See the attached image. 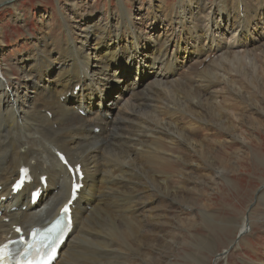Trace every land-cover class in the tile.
Masks as SVG:
<instances>
[{
  "label": "bare ground",
  "instance_id": "6f19581e",
  "mask_svg": "<svg viewBox=\"0 0 264 264\" xmlns=\"http://www.w3.org/2000/svg\"><path fill=\"white\" fill-rule=\"evenodd\" d=\"M188 1L189 5L180 0L171 8L162 5L165 13L148 16L145 23L158 25L162 31L149 40L142 37L143 23L132 17L126 0H119L118 16H106L105 23L101 21L104 22L105 16L98 19L91 13L86 15L84 8L78 11L82 0H71L68 10L70 15L79 17L78 32L72 20L69 21L70 17L62 14L68 33L64 41L57 44L50 34H45L39 40L41 46L26 54L27 57L18 58V79L12 77L11 71L0 69L3 77L0 80V244L9 233L16 236L13 226L30 229L52 221L68 200L72 178L56 153L48 156L54 144L71 164L81 163L84 174V187L72 212V233L54 264H125L129 254L126 248L135 249L143 258L142 264H176L175 260L161 261L160 257L175 256L177 247L170 246L167 255L165 251L153 249L159 238L164 242L169 239L167 233L174 232L163 230V212L155 213L154 204L164 206L170 198V211L177 202H185L192 208V200L188 196L189 202L185 196V192H190L185 181L193 178L194 187L199 183L200 187L204 185L207 170L202 160L206 162L208 158L211 163L215 160L213 152L205 147V139L195 138L201 132L196 131L199 127L196 121L209 123L203 118L208 108L212 114L220 112L219 82L232 85V89L238 91L237 97L244 91L241 86L234 85L235 75L232 76V68L227 65L243 68V74L238 70L242 77L246 75L258 81L256 76L260 75L255 74L253 58L243 53H249L248 48L253 50L264 38V0L253 7L244 0H217L215 15L220 21L217 15L206 13L207 7L200 0L193 4V0ZM202 13L205 15L201 16ZM241 13L245 14L244 19ZM173 25H179L180 34ZM220 35H227L231 41H217ZM244 59L248 61L247 68ZM129 76L131 81L118 91L120 94L130 91L137 102L120 105L113 92L116 85ZM149 78L150 89L139 97L136 82L141 84ZM77 86L80 87L78 93L74 92ZM177 87L181 91L172 96ZM226 89L223 90H229ZM83 112L87 116H83ZM129 113L134 116L133 120H128L132 123L129 134L136 138H131L128 146H122L126 136H120L123 143L117 146L105 145L102 138H109L112 131L121 127ZM221 117L219 124L215 123L229 130L226 119ZM174 149L181 152L176 153ZM192 152L199 154L201 161ZM171 160L188 163L182 171L189 168L190 172H184L183 178L173 179L165 172ZM23 165L30 167L34 182L13 195L11 184ZM212 166L215 168L212 173L218 171L216 174L221 176L222 170ZM45 174L48 187L39 202L31 206L30 191L39 187V176ZM24 205L26 209L23 210ZM14 207L16 210L12 211ZM122 207L130 215L116 213ZM208 209H200L201 216H214ZM250 223V216L236 222L232 228L237 239L251 229ZM200 238L194 236L195 241ZM151 250L158 254L151 256Z\"/></svg>",
  "mask_w": 264,
  "mask_h": 264
},
{
  "label": "rangeland",
  "instance_id": "374dc122",
  "mask_svg": "<svg viewBox=\"0 0 264 264\" xmlns=\"http://www.w3.org/2000/svg\"><path fill=\"white\" fill-rule=\"evenodd\" d=\"M13 1L14 2L7 3L6 0H0V69H7L11 71L13 74L12 77L14 79H18V76L20 75L18 58H21L22 56L27 57L26 54H31L35 51L37 46H41L42 43L39 42V40H41V38L44 37L45 34H50L51 38L54 39L57 44L64 41L65 36H67L68 33L65 31V28L63 26V15L70 17V19L68 18L69 21L72 20L71 22L78 32L77 26L79 24V17L74 14L70 15L69 13L68 4L71 2V0ZM179 1L180 0H126L128 4L127 8L130 9L132 17L134 19L139 18V20L142 21L141 24L143 23L141 29L142 37H148L147 39L149 40L157 37V35L162 31L160 29V26L158 25L154 27L149 23H145V19L148 16H153L155 13H158L157 16L165 13V8L162 7V5H164L166 8H171L173 5L178 4ZM194 1L195 0H193L192 4L194 3ZM200 1L206 5V13L208 14V12H210L211 16L216 17L217 14L215 15V11L217 7L215 4L217 0ZM244 1H246L250 6H257L260 3L259 0ZM188 3L189 1L185 0V4L189 5ZM207 4L209 6H207ZM119 7L121 8L119 0H82V3L78 5L77 10L80 11L82 8H84L86 9V15H89V13H91L98 19H100V17L102 18L103 16H109V18H111L112 16H118V13L120 11ZM210 7H212V9L208 10ZM262 8L264 9L263 5ZM260 9L261 8H259V10ZM89 10H91V12H89ZM204 15L205 13H202L201 16ZM241 15L242 19H244L245 14L241 13ZM72 16H74L76 22H73L74 19ZM107 17L105 18L104 22L103 20H101L102 23L106 22ZM217 19H219V21L221 20L218 15ZM172 28L177 30V34H180L179 25H173ZM217 35H219L218 32ZM217 39V41H231V38H228L227 35H220ZM262 39L263 40H260L256 43V45L254 46L256 48H254L253 50L248 48L247 50L248 52L250 51L249 53L254 56L249 55V53H243L247 54L250 59L253 58L251 63L253 62L252 64H254V67H256H253L254 71H257L255 72V74L260 75H255L257 77L256 79L259 78L258 81H253L251 77H247L246 75H243L242 77V74L244 73L243 68L240 67L238 69L235 67V69L232 66L226 64L228 68H232V76L238 75L236 78L234 76V85L236 84L238 86H241L245 92L242 91L241 93H239V97L241 98L240 99L239 97H237L238 91L232 89V85L219 82L221 85H219L217 88V91L219 90V94L220 92L224 91L223 89H229L226 92L224 91L223 94L217 95V97L219 96V99L217 98V100H220L221 104L223 105H221V107L219 108L220 112H213L212 114L209 108H205L206 111L203 112L205 117L203 118L209 123L204 122L203 124L196 121V125L199 126L198 128L201 127L200 130L196 128V131L201 132H198V135L195 138H197L198 140L199 138L200 140L205 139V147L206 149L209 148L213 152L212 154L215 160L214 163H211V161L207 157V159L205 158L207 160V163L202 160L207 170L205 173L207 175L204 178V185H201L200 187L199 183L197 187H194L196 185V181L193 178H190L188 182L185 181V185L189 186L190 188V192H185V196L187 197V200L189 199V197V200H192V208L187 206L185 202H177L173 204L170 211V208L168 209V206H170V198H167L164 206L161 204H154V207L156 206V208L153 210L155 213L163 212V230H165L166 233L167 231L172 230L174 232H168L167 235L169 236V239L164 240V242H161L162 240L159 238L158 241L160 240L161 243H158L157 241V246H154L153 249L160 252L165 251L167 255L170 251V246L178 248V251L174 253L175 256H162L160 257L161 261H166L167 259L175 260L176 264H264V196L262 195V193L264 194V38ZM77 43L80 44V41L78 40ZM260 52L261 55L259 54ZM258 55L260 56L258 57ZM55 56H58V54L55 53ZM243 62L244 65L248 64V61H245V59ZM245 66V68L248 67V65ZM253 69L249 67V70H251V72H253ZM238 70L242 74L239 73ZM235 71L238 73H236ZM150 74L151 76H153L152 72ZM239 77H242L244 79V82L243 79H240ZM150 78L145 79L144 83L141 84L139 82H136L138 86L137 90L139 91V97L143 96L145 92L150 89L151 86H149V83L147 82L150 80ZM237 79L239 80L236 81ZM127 81H131V76L127 77L126 81L118 83L116 85V89L113 92L115 99L120 105H128V103H131L135 100V103L137 102V98L134 97L130 91H127L123 94H120V91H118L120 89H123L122 87H124L123 85ZM180 91L181 88L177 87L175 89L176 93L173 92L174 94L172 93V96H175ZM29 94L32 95V92H30ZM225 96L227 97V99H224ZM222 99L226 100V102L222 101ZM230 102H232V104ZM214 105L216 104L214 103ZM250 105H253V107H250ZM224 107H226L227 110ZM180 110L182 111L184 110V108L182 107L180 108ZM208 111L210 112V114ZM221 112H224V114ZM221 114H223L224 117ZM82 115L87 116L85 112H83ZM111 117L112 116L110 115L108 119H110ZM220 117L226 119L229 130L227 129L226 131V129H221L225 127H219L217 125L219 124L218 119ZM133 119L134 116L129 113L128 118L123 121L124 123L121 127H119L117 130L115 129L114 131H112L109 138H102L104 144L117 146L119 143H123V140L120 138V136H126V142L123 143L122 146H128L132 141L131 138H136L135 135L129 134L132 123L128 120ZM207 129H210L211 131H208ZM63 140H65L64 137ZM70 145L74 146L75 144L73 145L72 143H70ZM57 151H59V148L52 144V149L47 152L51 155H47L51 157L54 155L53 152L56 153ZM174 152L179 153L181 152V150H178L177 152V149H174ZM134 153L135 152H133V155ZM192 154H194L193 156L196 159H200L199 161H201L202 158L199 156V154L194 152H192ZM170 163H167V165L165 166V172L167 174L170 173L168 175H170V177H172L173 179H175V177L176 180H178L179 178H183L182 174H184V172H190L189 168L182 171L183 166H187L188 163L184 164L182 161L177 162L173 160H171ZM212 164L215 165L217 170H222V175L220 174L221 176L216 174L218 173V171L212 173L215 169ZM208 171L210 172V174L208 173ZM208 182H210V184ZM191 196L193 198H191ZM203 207H206L207 209L210 207L208 210H210L211 214H213L214 216H209V218L201 216L202 213L200 209H202ZM111 208L112 206H109V209ZM148 209L149 208H147V211ZM120 212L126 215H130L128 213L129 211L124 209L123 207L116 213ZM131 215L134 214L131 213ZM145 215H147V213H145ZM167 215L170 217H168ZM177 216L180 217L178 218ZM244 216H250L251 229L248 228L249 231L243 234L242 237H239L237 239L236 233H234L232 227L236 224L237 221H239V219ZM169 227L170 229L172 227L173 228L170 230ZM195 235L201 236L200 240L197 239V241H195ZM158 237L160 236L158 235ZM204 237L206 238V240L204 239ZM127 249L128 248H126V251L129 254L127 259L125 260V264H142L143 258L138 255L137 251L132 248H130L131 250ZM151 254V256H155L158 253L152 251Z\"/></svg>",
  "mask_w": 264,
  "mask_h": 264
},
{
  "label": "snow or ice",
  "instance_id": "6c2138e0",
  "mask_svg": "<svg viewBox=\"0 0 264 264\" xmlns=\"http://www.w3.org/2000/svg\"><path fill=\"white\" fill-rule=\"evenodd\" d=\"M65 163H67V161H65ZM24 171H27V170H24ZM78 187H79V185H76V188H78ZM74 190H75V189H74ZM64 211H65V212L68 211V207H67V206H65ZM3 256H4V249H3V248H0V259H2Z\"/></svg>",
  "mask_w": 264,
  "mask_h": 264
}]
</instances>
